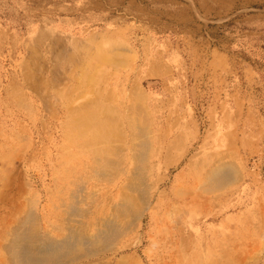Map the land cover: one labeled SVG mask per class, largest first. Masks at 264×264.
I'll return each instance as SVG.
<instances>
[{"label": "rangeland", "instance_id": "rangeland-1", "mask_svg": "<svg viewBox=\"0 0 264 264\" xmlns=\"http://www.w3.org/2000/svg\"><path fill=\"white\" fill-rule=\"evenodd\" d=\"M93 104L155 129L151 180L164 177V193L153 196L158 209L145 213L135 249L80 253L69 264L123 255L135 264H264V0H0V196L24 206L38 194L46 204L47 159L77 140L63 123ZM228 169L234 180L217 186L213 174ZM177 183L184 193L172 191ZM112 184L96 187L116 201L129 194ZM16 209L8 230L24 217L14 220ZM51 211L41 229L66 234L54 229L65 215ZM93 215L82 219L89 234L102 216Z\"/></svg>", "mask_w": 264, "mask_h": 264}, {"label": "bare ground", "instance_id": "bare-ground-1", "mask_svg": "<svg viewBox=\"0 0 264 264\" xmlns=\"http://www.w3.org/2000/svg\"><path fill=\"white\" fill-rule=\"evenodd\" d=\"M114 114L119 116L120 123H114ZM129 118L128 115L120 116L116 110L113 112L95 104L70 113L63 123L64 129L73 133L77 140H72L68 147H61L56 157L49 156L47 159L52 190L49 195L46 194V204H41L38 194L31 196L24 206L18 205L14 199L10 200L12 197L3 198L6 192L0 196V264H6L3 249L11 264H69L80 253L82 257H88L110 251L115 256L135 249L141 243L142 239L137 235L143 217L146 212L151 215L152 209H158V206L152 208L150 204L155 194L159 198L164 193L160 185L165 178L151 180L157 165L154 159L160 148L155 129L143 123V126H135L129 122ZM23 163L28 174L32 164L27 159ZM212 177L217 186L227 185L234 180L231 169L215 172ZM112 181L114 186L120 184L119 190H129L125 196L120 193V201H116L118 193H115V197L111 193L108 196V190L102 191L103 187H96L98 182ZM86 182L89 184L87 187L83 186ZM172 189L175 193H184L183 183L175 184ZM133 193L136 195L133 196ZM106 206L111 213L103 215L100 211ZM15 208L17 213L14 220L21 213H24V217L19 218L20 222L15 228L8 230L5 215ZM52 209H61L65 215L66 226L56 224L54 229H63L67 231L66 234L55 235L46 231V227L41 229L39 221L42 220L44 225L51 224L50 218L56 213ZM95 212L102 216H96L99 217V222L95 223L96 232L89 234L84 226L90 220L84 223L82 219L95 217ZM131 232L135 236H128ZM6 234L11 238L4 244L1 239L6 241ZM115 264H135V261L123 255Z\"/></svg>", "mask_w": 264, "mask_h": 264}]
</instances>
